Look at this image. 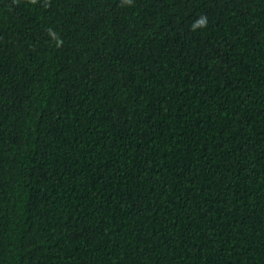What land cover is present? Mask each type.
Listing matches in <instances>:
<instances>
[{
    "label": "trees",
    "instance_id": "trees-1",
    "mask_svg": "<svg viewBox=\"0 0 264 264\" xmlns=\"http://www.w3.org/2000/svg\"><path fill=\"white\" fill-rule=\"evenodd\" d=\"M0 264H264V0H0Z\"/></svg>",
    "mask_w": 264,
    "mask_h": 264
},
{
    "label": "clouds",
    "instance_id": "clouds-1",
    "mask_svg": "<svg viewBox=\"0 0 264 264\" xmlns=\"http://www.w3.org/2000/svg\"><path fill=\"white\" fill-rule=\"evenodd\" d=\"M200 23L203 24V23H204V20L202 19V20L200 21Z\"/></svg>",
    "mask_w": 264,
    "mask_h": 264
}]
</instances>
